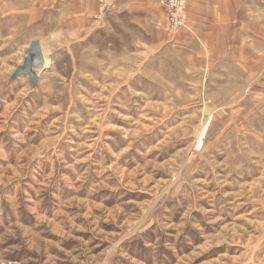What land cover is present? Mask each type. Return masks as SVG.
Segmentation results:
<instances>
[{
    "label": "rangeland",
    "instance_id": "obj_1",
    "mask_svg": "<svg viewBox=\"0 0 264 264\" xmlns=\"http://www.w3.org/2000/svg\"><path fill=\"white\" fill-rule=\"evenodd\" d=\"M258 4L222 35L242 78L207 66L195 82L188 51L143 42L157 33L120 24L107 41L114 10L97 17L98 4L90 23L104 35L80 41L48 33L58 19L27 1L0 0V264H264ZM40 46L48 62L32 56ZM28 59L35 87L11 78Z\"/></svg>",
    "mask_w": 264,
    "mask_h": 264
},
{
    "label": "crops",
    "instance_id": "obj_2",
    "mask_svg": "<svg viewBox=\"0 0 264 264\" xmlns=\"http://www.w3.org/2000/svg\"><path fill=\"white\" fill-rule=\"evenodd\" d=\"M18 3L19 0H11ZM29 8L38 9L46 17L58 19V28L49 29L48 33L59 38L65 35L76 37L77 40H86L89 36L96 41L102 34V30L96 29L90 23L97 12L98 0H25ZM260 0H188V29L182 30L178 35H172L169 30V22L166 12L161 4L152 3L151 0H119L117 7L107 22V41H110V32L117 29L120 24L125 29L138 30L142 33H157L160 37L147 38L148 48L162 47L164 50L170 48H181L185 51V59L197 75L195 82L207 81V66L211 68L214 75L226 76L229 74L228 67H232L235 74L238 70L240 77L243 76V58L231 59L229 64L221 56L226 46L227 26L233 28L237 34L238 28L233 19L243 18L245 5L247 7L258 6ZM38 2L37 5L34 3ZM158 4V5H157ZM253 4V6H252ZM42 7V10L39 8ZM15 8V7H14ZM18 8V7H17ZM32 15L29 16V18ZM229 19V21H228ZM243 25V20L241 21ZM137 31H135L136 33ZM142 35V34H141ZM172 35V36H171ZM109 36V37H108ZM171 36V37H170ZM99 40V39H98ZM100 41V40H99ZM149 52V49H148ZM207 55L209 61H207ZM224 68L226 70H224ZM221 70V71H220ZM223 72V73H222ZM211 81V77L209 78ZM214 82H221L216 79ZM213 83V82H212ZM214 88V86H209ZM214 90V89H213Z\"/></svg>",
    "mask_w": 264,
    "mask_h": 264
},
{
    "label": "built area",
    "instance_id": "obj_3",
    "mask_svg": "<svg viewBox=\"0 0 264 264\" xmlns=\"http://www.w3.org/2000/svg\"><path fill=\"white\" fill-rule=\"evenodd\" d=\"M118 0H98L97 17H105L116 6ZM162 4L168 16L170 31L177 33L181 29L187 28V0H157Z\"/></svg>",
    "mask_w": 264,
    "mask_h": 264
},
{
    "label": "bare ground",
    "instance_id": "obj_4",
    "mask_svg": "<svg viewBox=\"0 0 264 264\" xmlns=\"http://www.w3.org/2000/svg\"><path fill=\"white\" fill-rule=\"evenodd\" d=\"M156 2H158L157 0H155ZM118 2H119V0L116 2V7H117V5H118ZM159 3V2H158ZM160 4V3H159ZM162 5V4H161ZM115 7V8H116ZM114 8V9H115ZM113 9V10H114ZM112 10V11H113ZM165 10V9H164ZM111 11V12H112ZM187 16H188V11H187ZM187 19H188V17H187ZM32 56L35 58L36 57V61H37V59H39L40 58V60H42V63L43 62H48V58H47V51L46 50H44L41 46L40 47H38V50H37V52H35V54L33 55V53H32ZM33 59V58H32ZM41 63V62H40ZM35 64V62L34 61H30L29 59L27 60V62L25 63V65H23V66H21V67H19V68H21V69H23L24 71H22L21 70V72H25L26 73V71L28 72V70H35L34 69V65ZM38 64V63H37ZM18 68V69H19ZM29 73V72H28ZM21 74V73H20ZM19 75V74H18ZM210 121H211V118H209L208 120H207V122L205 123V125L203 126V128H202V130H201V133H200V136H199V139H198V141H197V143H196V148L195 149H199V147H201V145L203 144V139H204V137H205V134L208 132V129H209V125H210Z\"/></svg>",
    "mask_w": 264,
    "mask_h": 264
},
{
    "label": "water",
    "instance_id": "obj_5",
    "mask_svg": "<svg viewBox=\"0 0 264 264\" xmlns=\"http://www.w3.org/2000/svg\"><path fill=\"white\" fill-rule=\"evenodd\" d=\"M21 70L24 71V70L21 69V68L17 69V70L13 73V75L11 76V78L13 79V78H15L18 74L22 73ZM28 72H29V73H28ZM28 72L26 71V73H28L29 76H30V79H31V82H32L33 86L35 87V86L37 85L38 81H39V76H38V74H37V72H36L35 70H28Z\"/></svg>",
    "mask_w": 264,
    "mask_h": 264
}]
</instances>
